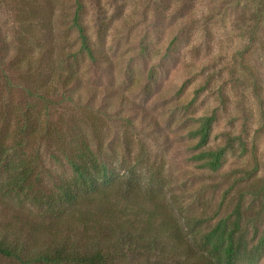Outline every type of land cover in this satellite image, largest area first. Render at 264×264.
<instances>
[{
    "label": "rangeland",
    "instance_id": "374dc122",
    "mask_svg": "<svg viewBox=\"0 0 264 264\" xmlns=\"http://www.w3.org/2000/svg\"><path fill=\"white\" fill-rule=\"evenodd\" d=\"M18 1L0 0L3 105L41 123L48 113L52 122L76 125L79 138L119 174L118 181L130 178L139 187L135 205L144 218L154 209L151 198L173 205L172 210H154L157 223L167 226L163 233L169 247L184 250L173 239L184 218L189 219L188 234L193 219L204 223L192 232L212 233L228 221L241 196L240 222L251 256L244 264H264V0H39L47 5L39 11L44 18L28 25L37 37L29 40L28 49L18 46L20 27H25L19 23L26 22L24 16L15 17ZM78 25L91 56L82 48ZM16 56L41 58L44 68L31 71L25 65L15 73ZM50 64L62 71L53 77L59 88L56 103L28 99L23 85L44 83L51 77ZM62 73L77 78L66 91L56 83ZM211 115L203 141L196 131ZM17 122L13 114L10 129ZM37 152L48 190L72 178L54 146L42 143ZM216 154L221 155L218 165ZM119 186L123 192L125 184ZM112 202L118 214L126 207L134 210L119 198ZM3 203L0 220H13L12 228L36 227L40 234L53 231L57 238L81 243L83 211L93 213L84 202L57 223L44 221L38 208ZM44 241L42 235L32 243L44 247ZM154 261L175 264L138 256L121 264ZM0 264L16 263L0 256Z\"/></svg>",
    "mask_w": 264,
    "mask_h": 264
},
{
    "label": "trees",
    "instance_id": "16d2710c",
    "mask_svg": "<svg viewBox=\"0 0 264 264\" xmlns=\"http://www.w3.org/2000/svg\"><path fill=\"white\" fill-rule=\"evenodd\" d=\"M43 2L18 1L19 12L15 17L21 19L24 16L26 20L25 23H19L25 25V27L19 26L22 28L17 37L19 47L28 49L29 40L36 42L37 37L32 34L33 27L28 25H34L35 19L40 21L38 18H44L39 12L41 5H47ZM21 9L26 12H22ZM77 28L81 34L82 48L91 56L92 49L88 45V39L82 27L78 25ZM3 43L0 44L1 55L5 47ZM16 57L17 60L11 64L15 73L21 74L25 65H29L31 71H36L37 66L44 68L41 58L37 61H27V57ZM47 70L51 77L44 83L34 86L30 85L34 82H29V85L23 86L28 99L53 105L56 103L55 98L59 96V88L54 86L53 77L62 71L55 66L52 67L51 64ZM76 79L73 73H62L56 83L62 85L63 90L66 91ZM63 95H66L65 98L69 101L72 100L67 93ZM2 101L0 99V204L6 202L29 209L38 208L44 221L52 220L57 223L64 220L69 215V211H74V208L84 202H87L93 213L87 209L83 211L84 218L80 222L84 226V231L80 237L84 243L63 235L57 238L53 231L40 234L36 227L30 231L28 228H12L13 220L7 224L0 220L1 257L16 264H121L137 256L146 260L159 259L161 262L171 259L175 264L250 262L251 256L247 252L248 237L241 228L240 222L241 196L228 221L215 228L212 233L192 232L195 227L204 223L203 219L191 220L193 223L189 224L191 227L189 234L185 230L189 219L184 218L181 227L177 221L180 229L175 232L173 239L183 243L185 247L184 250H180L181 246L169 247L165 243L166 234L163 233L167 231V226L163 222L157 223L158 212L154 210H158V207L172 210L173 205L168 207L158 205V202L151 198L149 201L154 209H151L144 218V210L137 213L138 209L135 205L139 187L130 178L124 182L118 181L119 174L105 165L100 154L92 152L87 142L79 138L76 125L69 127L66 123L52 122L48 113L45 115V122L41 123L26 111L11 113L9 107L3 105ZM13 114L18 118V122L10 129ZM213 120L214 116L211 115L210 118L206 117L200 121L196 132L203 141H207ZM45 142L55 147L72 171L70 180L54 183L51 190L43 184L38 170L37 148ZM207 154V157H210V153ZM215 156L214 165H218L221 155ZM51 157L58 160L55 154ZM120 184H125L123 192L118 189ZM149 187L151 185H148ZM118 198L127 205H134V210L126 207L124 213L118 214L116 204L112 202L113 199L117 201ZM42 235L45 237L44 247H35V243L33 245L32 242ZM188 238L191 243L186 241Z\"/></svg>",
    "mask_w": 264,
    "mask_h": 264
}]
</instances>
